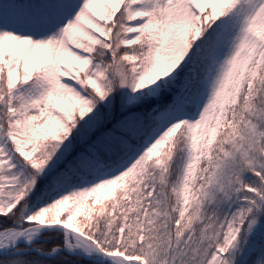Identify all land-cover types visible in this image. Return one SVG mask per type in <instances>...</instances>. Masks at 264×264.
I'll return each instance as SVG.
<instances>
[{
    "label": "snow or ice",
    "instance_id": "snow-or-ice-1",
    "mask_svg": "<svg viewBox=\"0 0 264 264\" xmlns=\"http://www.w3.org/2000/svg\"><path fill=\"white\" fill-rule=\"evenodd\" d=\"M0 264H264V0H0Z\"/></svg>",
    "mask_w": 264,
    "mask_h": 264
}]
</instances>
